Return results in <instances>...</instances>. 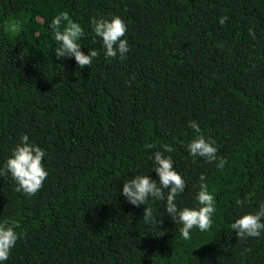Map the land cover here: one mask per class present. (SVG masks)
I'll return each instance as SVG.
<instances>
[{"label":"trees","instance_id":"obj_1","mask_svg":"<svg viewBox=\"0 0 264 264\" xmlns=\"http://www.w3.org/2000/svg\"><path fill=\"white\" fill-rule=\"evenodd\" d=\"M61 13L84 28L81 50L98 51L89 67L56 59ZM113 15L129 52L105 59L90 22ZM193 120L222 169L186 151ZM25 134L48 176L32 196L0 176V222L20 235L5 264H264V235L230 229L264 202V0H0V166ZM164 146L186 181L178 207L194 205L201 175L216 201L211 227L187 240L162 202L145 205L148 221L120 194L134 175L157 179Z\"/></svg>","mask_w":264,"mask_h":264},{"label":"clouds","instance_id":"obj_2","mask_svg":"<svg viewBox=\"0 0 264 264\" xmlns=\"http://www.w3.org/2000/svg\"><path fill=\"white\" fill-rule=\"evenodd\" d=\"M228 17H218V23L223 26ZM91 31L101 42L105 59L124 58L129 52V43L125 39L127 25L121 17L113 15L110 18H92ZM51 30L54 33L56 46L54 54L57 60L73 59L80 68L90 66L99 55L96 50H88L87 54L81 49L80 40L84 36L82 25L74 21L67 13H61L51 21ZM249 35L255 38L254 31L249 29ZM190 128L196 135L186 145V151L193 159L200 158L208 163H216L222 169L226 161L218 158V149L215 142L202 134L200 125L196 121H189ZM173 149L163 147V151H154L151 154V172L156 173L157 179L149 174H137L124 180L121 195L133 206H144L145 220L153 219V209L146 207L150 200L163 203L164 210L174 221L181 225L180 235L183 239H190L193 229L207 231L212 225V218L216 213V201L213 193L205 182L204 175L199 177L198 191L195 193V203L191 207H178L177 197L184 193L186 181L174 168L171 155ZM46 152L38 145L29 141L27 134L20 137L11 155L0 166V176H9L15 184V191L25 196L35 195L48 176L44 166ZM248 199V197H245ZM244 201L237 200L238 206ZM17 225L0 222V264L8 261L12 249L16 246L19 233ZM230 229L240 240L258 238L264 235V202L259 203L254 212L239 215L231 224Z\"/></svg>","mask_w":264,"mask_h":264}]
</instances>
